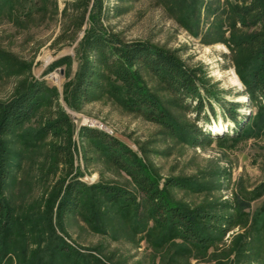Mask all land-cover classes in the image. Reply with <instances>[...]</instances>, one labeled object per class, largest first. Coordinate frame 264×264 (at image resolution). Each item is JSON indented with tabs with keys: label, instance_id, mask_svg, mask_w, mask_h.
<instances>
[{
	"label": "rangeland",
	"instance_id": "obj_1",
	"mask_svg": "<svg viewBox=\"0 0 264 264\" xmlns=\"http://www.w3.org/2000/svg\"><path fill=\"white\" fill-rule=\"evenodd\" d=\"M5 1L8 4L0 7V103L7 104L29 84L41 82L51 91L48 95L56 93L55 102L70 118L72 131L65 160L54 150L58 141L42 129L47 106L4 137L11 174L3 195L16 223L0 239V247L8 243L0 264H50L52 246L59 243L86 258L84 264H264V223L257 216L264 205V123L255 125L257 108L235 68V59L245 52L235 44L253 31L235 22L233 7L238 2ZM89 29L110 33L123 43L148 42L172 52L196 70L208 88L218 91V98L207 97L198 83L203 103L199 116L191 108L195 101L178 102L158 78L141 69L145 87L179 127L178 135L171 134L164 125L120 105L110 88L116 83L85 46ZM88 61L99 75L95 81L100 91H93L89 101H79L74 87ZM230 72L240 89L230 84ZM223 101L239 102L238 120L250 134L188 140L182 131L189 123L217 136L238 130L223 114ZM82 126L126 145L159 186L166 179L184 183L186 187L166 188L175 204L203 213L233 214L234 227L224 235L214 234L204 250L155 229L131 178L92 150L79 131ZM73 177L90 187L119 188L135 197L136 208L122 210L91 190L75 214L59 215L63 186Z\"/></svg>",
	"mask_w": 264,
	"mask_h": 264
},
{
	"label": "trees",
	"instance_id": "obj_2",
	"mask_svg": "<svg viewBox=\"0 0 264 264\" xmlns=\"http://www.w3.org/2000/svg\"><path fill=\"white\" fill-rule=\"evenodd\" d=\"M233 7L235 22L243 28H253L235 44V47L245 51L235 59L238 77L244 85L250 102L257 108L255 125L264 123V0H236ZM1 4H8L0 0ZM84 43L89 51L98 56V63L105 73L113 79L116 85L111 88L112 94L120 105L131 112H136L156 123H160L174 135L179 134V127L163 109L160 102L145 87L140 70L144 69L162 83L163 88L178 102L195 101L192 110L199 115L203 110L201 89H205L207 97L218 98V91L207 87L194 69L187 68L172 52L148 42L123 43L110 33L89 29L84 36ZM99 75L89 61L84 64L76 80L74 96L79 101H89L93 91H100V83L95 79ZM209 89H207V88ZM49 89L43 83H31L7 104L0 103V239L15 226L12 207L3 195L5 185L10 178L9 157L4 137L27 122L42 106H47L48 115L43 121L42 129L50 134L58 143L54 150L65 160L68 156V144L72 131L70 118L59 107L56 93L48 95ZM184 110L189 108L183 105ZM239 102L221 104L223 114L238 128L233 134L225 136L212 135L197 129L195 124L183 128L188 140L198 143L199 140L209 142L215 138L238 139L249 135L248 129L238 120ZM200 116V115H199ZM204 122L210 123L207 117ZM79 131L88 140L92 150L101 154L113 166L125 171L142 195L143 212L152 221L155 229L169 233V237H178L194 248L204 250L214 240V234L224 235L235 225L233 214L221 216L212 213L191 210L175 204L166 188L185 186L184 183L168 180L164 186H159L157 179L135 154L118 139L106 133L86 126ZM91 190L108 198L110 203L120 206L122 210L136 208L135 197L131 194L110 186H87L76 177L71 178L63 186L57 205L59 215L75 214L88 198ZM240 207V205H238ZM242 208V207H240ZM260 222L264 223V205L258 213ZM8 243L0 247V254L5 255ZM50 264H84L86 258L63 243L54 244L50 252ZM105 264V263H100Z\"/></svg>",
	"mask_w": 264,
	"mask_h": 264
},
{
	"label": "bare ground",
	"instance_id": "obj_3",
	"mask_svg": "<svg viewBox=\"0 0 264 264\" xmlns=\"http://www.w3.org/2000/svg\"><path fill=\"white\" fill-rule=\"evenodd\" d=\"M217 48H220V49H222V47H217ZM230 84L231 85H234V86H236L237 88H239L240 89V83H239V80L237 79V76L235 75V74H233V72H230Z\"/></svg>",
	"mask_w": 264,
	"mask_h": 264
}]
</instances>
